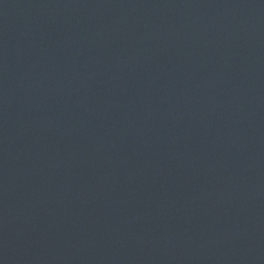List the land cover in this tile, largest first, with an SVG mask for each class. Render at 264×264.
<instances>
[{"label": "water", "instance_id": "95a60500", "mask_svg": "<svg viewBox=\"0 0 264 264\" xmlns=\"http://www.w3.org/2000/svg\"><path fill=\"white\" fill-rule=\"evenodd\" d=\"M0 264H264V0H0Z\"/></svg>", "mask_w": 264, "mask_h": 264}]
</instances>
